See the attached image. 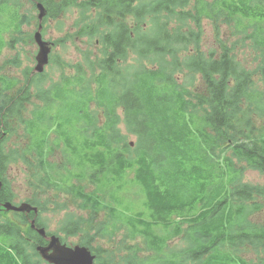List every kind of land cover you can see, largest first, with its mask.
<instances>
[{
	"label": "trees",
	"instance_id": "1",
	"mask_svg": "<svg viewBox=\"0 0 264 264\" xmlns=\"http://www.w3.org/2000/svg\"><path fill=\"white\" fill-rule=\"evenodd\" d=\"M33 2L43 4L51 19L71 7L79 10V34L96 36L101 51L88 72L76 65L66 75L69 65L62 63L61 86L43 88L44 73L31 75L29 67L23 82L0 75V125L7 131L0 143V264L43 261L35 250L43 241L30 221L46 230L40 215L47 205L65 213L60 231L66 237L88 234L85 227L100 213L107 217L101 239L114 242L122 233L124 256L120 248L94 244V236L80 238L94 264H251L243 252H264V227L249 220L263 207L264 186L244 183L243 174L264 175V0ZM203 18L224 19L249 43L223 44L219 55L217 49L203 53L200 28L186 25ZM22 22L28 18L19 16L20 27ZM19 42L24 37L3 47ZM247 47L256 53L262 90L243 64L249 63L238 59ZM9 64L20 68L19 56L0 70ZM183 70L200 78L206 96H190L179 85L175 72ZM50 107L57 108L56 118ZM29 108L24 119L22 109ZM38 117L47 124L41 133ZM11 136L19 138L11 144ZM15 165L29 170L32 195L25 202L37 213L1 206L14 202L8 171ZM142 250L151 256L141 258Z\"/></svg>",
	"mask_w": 264,
	"mask_h": 264
},
{
	"label": "rangeland",
	"instance_id": "2",
	"mask_svg": "<svg viewBox=\"0 0 264 264\" xmlns=\"http://www.w3.org/2000/svg\"><path fill=\"white\" fill-rule=\"evenodd\" d=\"M2 1V0H1ZM9 3L8 5L0 6V66L4 64L5 61L11 60L16 56H19L21 61V67L15 68L14 65L9 64V66L0 70V75H3L7 80V82L12 83L13 81L23 82V70L26 67L34 68V56L36 53L35 46L33 42L30 40V37L34 32L38 29V11L37 8L33 6L32 0H6ZM58 2L60 0H57ZM44 7V5H43ZM45 9V8H44ZM4 12H1L3 11ZM93 13V12H92ZM19 16H24L25 19L28 18L29 23L25 24L22 22L20 27ZM90 12L86 11L85 17H89ZM92 16V14H91ZM47 19L42 24V36L44 39L48 41L54 42L56 45L51 50L49 62L52 58V54L58 56L61 59V62L69 65V67L65 68L66 75H73L75 73L74 66L80 65L81 71L84 72L85 69H89L90 62L95 58L100 57L101 45L97 39V37H90L84 34H79L81 27H83V22L79 20L82 18L79 10L71 7L64 11L63 13L58 14L55 18L50 17V15L45 12V16ZM94 26L97 22H91ZM191 24L196 30L197 28L194 25H198L201 31V41L199 43V49L204 53L206 51H211L217 49L216 55H219L222 51V45L226 44L228 47H239L240 44L246 43L249 41L245 40V34H239L236 32L235 28L228 24L224 19L215 22L208 18L200 19V22L197 23L195 19H191L186 25ZM21 28V29H19ZM105 31V30H104ZM21 32L20 35L18 33ZM197 32V31H196ZM12 37H24L25 42H19L15 48H8V46H4V43H9ZM61 40V44L59 41ZM193 49L195 46L193 45ZM184 54V53H182ZM133 58L131 51H128V58ZM256 53L251 47H247L243 50H240L238 53V59L240 61H246L247 63H243L251 73L252 79L258 85V88L262 90L263 88L260 86L259 78L260 72L258 71V64L256 62ZM135 61V59L133 60ZM166 61H170V59L166 58ZM259 62V61H258ZM133 62L127 64V67H130ZM175 74L179 75V85L182 86L189 93L190 96H206L204 84L197 78L195 74L189 73L183 70L181 73L175 72ZM60 75L62 76L61 69H58L53 63L48 64L45 67L44 78L41 83L42 87L48 89L49 86H56L60 81ZM62 78V77H61ZM108 82V79L106 78ZM127 79L123 80L125 83ZM76 84V82H74ZM109 87L110 86L108 82ZM16 90V88H15ZM14 90V92H15ZM69 90L67 87L62 88V94L68 93ZM116 91V87H115ZM117 92L119 94L122 93L121 88H117ZM13 93V91H12ZM24 111L23 118L27 119L30 115L29 109H22ZM51 114L57 117V108H51ZM74 109H66L65 113H74ZM198 114V113H197ZM61 116V112L59 114ZM54 117L50 120L52 123L55 119ZM36 128H39L40 133L44 131L47 127L45 119L43 117H38L35 119ZM56 125V124H55ZM54 125V126H55ZM52 127L50 134H55L56 127ZM3 127L0 125V133L3 138ZM7 132V131H6ZM22 132L21 129H17V133ZM22 134V133H21ZM16 136V134H15ZM11 136L9 142H12L19 137ZM43 137V135H41ZM58 137V136H57ZM132 143L135 141V137L129 138ZM3 145V144H2ZM9 146L8 143L5 144ZM8 179L10 182L11 189L14 193V203L19 205L29 199H31L32 191L28 186L29 180V170L21 168L20 166H13L8 171ZM243 182L256 185V186H264V175L253 171L246 170L243 174ZM55 194L54 192L49 193V197ZM41 199V198H40ZM46 199V198H45ZM66 201L67 205H70L67 202V199H60V203ZM127 203V200L125 201ZM263 205L261 210L258 213L253 214L249 220L258 226L264 227V202L260 201ZM54 205H47V210L42 212L40 218L42 222L46 225V230L51 233H57L59 238L65 242V246L74 247L79 246V241L81 237L89 238L94 236V244L100 245V247L106 251L115 250L116 248H120L121 253L120 256H124L126 251L123 249V244L121 243L122 233H116L114 235V242H109L107 239H101L102 228L107 223V217L104 213H100L97 217L94 216V222L88 224L85 227V233H79L77 237H66L63 233H61V225L65 222V213L62 211H56L54 209ZM70 209H74L72 205H70ZM77 213V210H74ZM80 215H85L84 213L78 212ZM10 219L12 214H8ZM38 216V215H37ZM21 222V220H20ZM57 236V237H58ZM126 244L134 245L136 242H132L125 238ZM68 244V245H67ZM141 258H147L151 256L150 251L142 250L139 253ZM247 260H252L251 264H259L257 261L258 258L264 260V252L260 251L259 253H255L253 251H245L242 253ZM32 262H36V264H46L41 261L39 258H32Z\"/></svg>",
	"mask_w": 264,
	"mask_h": 264
},
{
	"label": "water",
	"instance_id": "3",
	"mask_svg": "<svg viewBox=\"0 0 264 264\" xmlns=\"http://www.w3.org/2000/svg\"><path fill=\"white\" fill-rule=\"evenodd\" d=\"M39 11L38 19L41 22L44 17V8L41 4L37 5ZM42 26L40 25L38 31L34 35V41L38 47V53L36 56L35 72L42 73L44 67L48 64V55L50 49L41 35ZM2 208L6 211H12L17 213H30L31 211L37 213V209L29 206L28 204H22L14 206L11 203L2 204ZM31 227H35V220L31 221ZM37 233L46 237L45 229H37ZM37 252L41 258L49 264H93L95 257L91 255V252L85 247H67L60 243V240L56 236H50L48 245L45 247H37Z\"/></svg>",
	"mask_w": 264,
	"mask_h": 264
},
{
	"label": "flooded vegetation",
	"instance_id": "4",
	"mask_svg": "<svg viewBox=\"0 0 264 264\" xmlns=\"http://www.w3.org/2000/svg\"><path fill=\"white\" fill-rule=\"evenodd\" d=\"M36 5H37V3L36 2H34L33 3V6H35L36 7ZM47 19V18H46ZM45 19V20H46ZM34 34H35V32L33 33V35H32V42H33V44H34V46H35V50H37V46L35 45V43H34V39H33V37H34ZM43 40L45 41V42H47V44L51 47V50H52V48L54 47V45H55V43L54 42H52V41H48V40H46V39H44V37H43ZM52 59V58H51ZM34 60H35V56H34ZM51 61V60H50ZM59 86H61V83H59L58 84ZM13 90H15L14 89V87H13ZM17 90H18V87H16V90H15V93L17 92ZM16 95V94H15ZM3 132V135H4V137H5V133H7L6 131H2ZM3 139V136H2V134H0V143H1V140ZM2 204V203H1ZM37 227H35L34 229H36ZM42 241H43V243H41V244H39V245H42V247H45L46 245H47V243H48V240H46V239H44L43 237H42ZM38 245V246H39Z\"/></svg>",
	"mask_w": 264,
	"mask_h": 264
}]
</instances>
